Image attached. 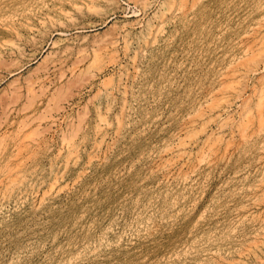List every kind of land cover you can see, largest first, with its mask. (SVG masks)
<instances>
[{
	"label": "rangeland",
	"instance_id": "rangeland-1",
	"mask_svg": "<svg viewBox=\"0 0 264 264\" xmlns=\"http://www.w3.org/2000/svg\"><path fill=\"white\" fill-rule=\"evenodd\" d=\"M262 60L264 0H0V264H264Z\"/></svg>",
	"mask_w": 264,
	"mask_h": 264
},
{
	"label": "bare ground",
	"instance_id": "bare-ground-1",
	"mask_svg": "<svg viewBox=\"0 0 264 264\" xmlns=\"http://www.w3.org/2000/svg\"><path fill=\"white\" fill-rule=\"evenodd\" d=\"M264 62V60H262V62L261 63H263ZM255 67V66H254ZM254 69H256V68H254ZM249 71V70H248ZM255 73V72H254ZM235 74H237V73H235ZM249 74V73H248ZM264 88V87H263ZM111 93V92H110ZM255 94V93H254ZM263 109V108H262ZM223 110V109H222ZM200 118H201V116H200ZM119 127V126H118ZM95 138V137H94ZM180 142V141H179ZM183 143H179V145H182ZM184 145H185V143H184ZM193 146V145H192ZM181 147V146H180ZM61 155V154H60ZM180 158V157H179ZM71 159V158H70ZM13 172V171H12ZM17 175V174H16ZM24 179V178H23ZM12 180V179H11ZM10 180V181H11Z\"/></svg>",
	"mask_w": 264,
	"mask_h": 264
}]
</instances>
